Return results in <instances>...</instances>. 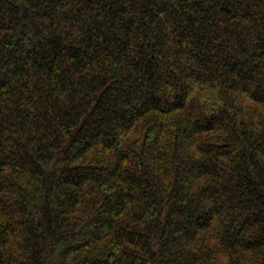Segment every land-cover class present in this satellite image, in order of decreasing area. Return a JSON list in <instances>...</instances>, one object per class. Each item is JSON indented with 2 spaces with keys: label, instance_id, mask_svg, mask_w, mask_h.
Returning a JSON list of instances; mask_svg holds the SVG:
<instances>
[{
  "label": "trees",
  "instance_id": "obj_1",
  "mask_svg": "<svg viewBox=\"0 0 264 264\" xmlns=\"http://www.w3.org/2000/svg\"><path fill=\"white\" fill-rule=\"evenodd\" d=\"M0 264H264V0H0Z\"/></svg>",
  "mask_w": 264,
  "mask_h": 264
}]
</instances>
